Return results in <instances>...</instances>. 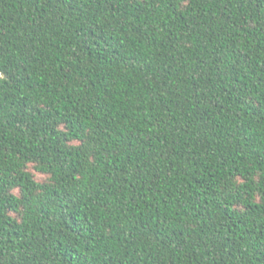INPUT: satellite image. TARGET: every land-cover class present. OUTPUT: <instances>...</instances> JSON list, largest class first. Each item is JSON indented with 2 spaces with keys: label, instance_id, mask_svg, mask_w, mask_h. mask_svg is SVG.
Here are the masks:
<instances>
[{
  "label": "trees",
  "instance_id": "16d2710c",
  "mask_svg": "<svg viewBox=\"0 0 264 264\" xmlns=\"http://www.w3.org/2000/svg\"><path fill=\"white\" fill-rule=\"evenodd\" d=\"M0 264H264V0H0Z\"/></svg>",
  "mask_w": 264,
  "mask_h": 264
}]
</instances>
